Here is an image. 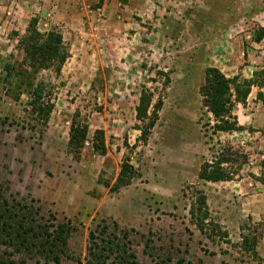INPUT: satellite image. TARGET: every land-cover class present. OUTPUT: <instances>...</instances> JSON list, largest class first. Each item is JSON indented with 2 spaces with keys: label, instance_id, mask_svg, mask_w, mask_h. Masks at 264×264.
<instances>
[{
  "label": "rangeland",
  "instance_id": "rangeland-1",
  "mask_svg": "<svg viewBox=\"0 0 264 264\" xmlns=\"http://www.w3.org/2000/svg\"><path fill=\"white\" fill-rule=\"evenodd\" d=\"M31 19L60 34L68 57L58 73L20 66L17 40ZM207 67L259 80L264 0H0V184L39 221L74 228L58 264H84L87 234L112 222L132 230L136 264H264V137L211 131L198 95ZM27 83L52 105L46 122L28 106ZM141 92L155 117L145 140ZM246 103L264 111V87L236 104L237 125ZM75 113L86 127L77 152L67 146ZM95 131L103 153L91 147ZM219 153L230 183L199 180ZM122 159L132 176L117 187ZM2 252L13 264H53Z\"/></svg>",
  "mask_w": 264,
  "mask_h": 264
},
{
  "label": "trees",
  "instance_id": "trees-1",
  "mask_svg": "<svg viewBox=\"0 0 264 264\" xmlns=\"http://www.w3.org/2000/svg\"><path fill=\"white\" fill-rule=\"evenodd\" d=\"M17 48L22 53L20 66H24L31 74L47 69L58 73L68 57L60 34L54 31L38 32L34 19L28 22L24 34L17 40ZM262 87H264L263 73L259 74V80L255 74L249 79L240 76L225 78L218 69L205 68L202 83L198 87V95L202 108L212 119L211 131L215 134L240 130L234 115L236 104H244L251 88ZM27 89L28 106L41 117L43 122H46L52 105L43 96L41 85L33 86L27 83ZM147 106L148 99L144 92H141L135 108V117L142 124L140 133L143 140L155 120L154 116L145 115ZM76 117L77 113L70 119L67 142V146L74 152L82 148L86 137V127L79 126ZM93 138L92 149L103 153L101 131H95ZM229 161V157H224L221 153L217 154L211 161L203 162L199 166L197 178L208 183L230 181L232 174L224 166ZM131 172L126 159H122L116 186L128 185ZM6 192L7 187L0 184V247L10 248L14 253H24L29 258L39 257L44 262L58 264L65 256L66 241L74 232V228L69 222L54 224L49 221H39L36 219L33 206L17 201L12 196H6ZM200 205L205 210L203 196L200 198ZM131 231L118 229L114 222L109 227L104 223L101 226L97 225L87 234L84 264H106L107 261L111 264H136L128 246V232ZM254 243L255 241L250 243L241 236V245L246 244L251 247ZM4 253L6 252L0 253V264H13L11 260H7ZM10 253L7 256L11 255Z\"/></svg>",
  "mask_w": 264,
  "mask_h": 264
},
{
  "label": "crops",
  "instance_id": "crops-1",
  "mask_svg": "<svg viewBox=\"0 0 264 264\" xmlns=\"http://www.w3.org/2000/svg\"><path fill=\"white\" fill-rule=\"evenodd\" d=\"M247 78V77H245ZM253 89V88H252ZM251 94V93H250ZM248 99V98H247ZM254 97L253 100L251 101L253 106H255V108L258 109L256 103L254 102ZM253 106H249L248 103L245 104V107H242V113H241V118H242V122H238V126L241 127L242 130H251V133L256 134V132H260L263 134L262 137H264V111H256L254 112L253 110ZM256 110V109H255ZM238 119V118H237ZM219 134H229V133H219ZM242 181V180H241ZM220 183H230V181L228 182H220ZM241 183V182H240ZM240 183L238 185H240ZM244 189V188H243ZM245 191V189H244ZM245 194H250L249 192H244ZM256 194H251L250 197L255 196ZM262 195V194H261ZM260 195V196H261ZM264 195V193H263ZM262 197V196H261ZM260 197V198H261ZM264 197V196H263ZM264 206V204H263Z\"/></svg>",
  "mask_w": 264,
  "mask_h": 264
}]
</instances>
